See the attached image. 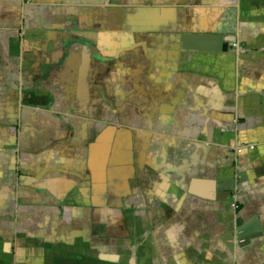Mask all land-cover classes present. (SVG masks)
Listing matches in <instances>:
<instances>
[{"label": "crops", "instance_id": "crops-1", "mask_svg": "<svg viewBox=\"0 0 264 264\" xmlns=\"http://www.w3.org/2000/svg\"><path fill=\"white\" fill-rule=\"evenodd\" d=\"M0 264H264V0H0Z\"/></svg>", "mask_w": 264, "mask_h": 264}, {"label": "water", "instance_id": "water-1", "mask_svg": "<svg viewBox=\"0 0 264 264\" xmlns=\"http://www.w3.org/2000/svg\"><path fill=\"white\" fill-rule=\"evenodd\" d=\"M235 42L233 38L220 35H184L181 38L180 49L183 51L226 52L228 45ZM253 221L237 228V238L260 230Z\"/></svg>", "mask_w": 264, "mask_h": 264}]
</instances>
